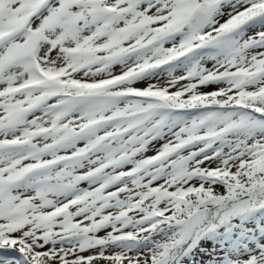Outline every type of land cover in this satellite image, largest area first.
Wrapping results in <instances>:
<instances>
[{
	"label": "snow or ice",
	"instance_id": "obj_1",
	"mask_svg": "<svg viewBox=\"0 0 264 264\" xmlns=\"http://www.w3.org/2000/svg\"><path fill=\"white\" fill-rule=\"evenodd\" d=\"M0 264H264V0H0Z\"/></svg>",
	"mask_w": 264,
	"mask_h": 264
}]
</instances>
